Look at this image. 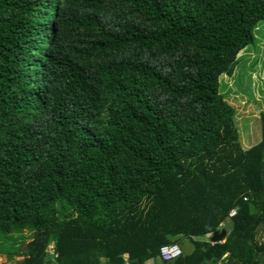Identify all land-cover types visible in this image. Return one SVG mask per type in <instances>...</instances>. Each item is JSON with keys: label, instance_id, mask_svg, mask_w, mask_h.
Returning <instances> with one entry per match:
<instances>
[{"label": "trees", "instance_id": "trees-1", "mask_svg": "<svg viewBox=\"0 0 264 264\" xmlns=\"http://www.w3.org/2000/svg\"><path fill=\"white\" fill-rule=\"evenodd\" d=\"M261 20L264 0H0L7 262L264 264V111L246 148L219 92Z\"/></svg>", "mask_w": 264, "mask_h": 264}, {"label": "rangeland", "instance_id": "rangeland-1", "mask_svg": "<svg viewBox=\"0 0 264 264\" xmlns=\"http://www.w3.org/2000/svg\"><path fill=\"white\" fill-rule=\"evenodd\" d=\"M219 92L236 110V124L242 145L248 147L259 142L260 113L264 111V20L257 24L254 43L240 52L233 75L220 76ZM224 225L227 226V223ZM29 240L30 233L27 232L24 238L17 236L6 244L24 251ZM4 252L0 253V264H10ZM22 258L17 255L11 264Z\"/></svg>", "mask_w": 264, "mask_h": 264}, {"label": "built area", "instance_id": "built-area-1", "mask_svg": "<svg viewBox=\"0 0 264 264\" xmlns=\"http://www.w3.org/2000/svg\"><path fill=\"white\" fill-rule=\"evenodd\" d=\"M236 213V209H232L229 216H233ZM208 239L212 237V234H207ZM183 250L179 244H165L160 248V256L163 260H173L182 255ZM128 264V263H127Z\"/></svg>", "mask_w": 264, "mask_h": 264}, {"label": "water", "instance_id": "water-1", "mask_svg": "<svg viewBox=\"0 0 264 264\" xmlns=\"http://www.w3.org/2000/svg\"><path fill=\"white\" fill-rule=\"evenodd\" d=\"M225 234H226L225 230L216 231V232H214L213 236L211 237V241L212 242H220L224 239ZM167 237L170 241H176L177 239H179L181 237V235L168 234ZM185 249H187L188 251L190 250L187 246L185 247Z\"/></svg>", "mask_w": 264, "mask_h": 264}, {"label": "crops", "instance_id": "crops-1", "mask_svg": "<svg viewBox=\"0 0 264 264\" xmlns=\"http://www.w3.org/2000/svg\"><path fill=\"white\" fill-rule=\"evenodd\" d=\"M249 147V146H248ZM247 148V147H246ZM205 240H208V237L206 236L205 238H204ZM188 246H189V244H188ZM187 246V247H188ZM189 249H190V246L188 247ZM146 264H154V262L153 261H148Z\"/></svg>", "mask_w": 264, "mask_h": 264}]
</instances>
